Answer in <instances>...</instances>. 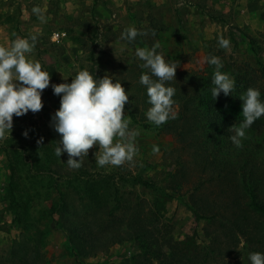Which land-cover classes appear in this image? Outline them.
Segmentation results:
<instances>
[{
	"label": "rangeland",
	"instance_id": "1",
	"mask_svg": "<svg viewBox=\"0 0 264 264\" xmlns=\"http://www.w3.org/2000/svg\"><path fill=\"white\" fill-rule=\"evenodd\" d=\"M0 26L8 45L35 36L26 58L51 74L42 109L13 115L11 133L0 137V264H132L144 258V243L156 251L152 256L181 251L194 264H249V253H264L257 235L233 244L184 203L198 194L213 199L221 187L173 133L137 124L123 110L129 131L137 133L132 159L98 166L94 153L103 149L94 145L74 169L66 152L56 155L60 134L51 126L60 106L51 84L70 83L82 69L98 77L120 76L125 66L150 74L138 48L155 47L177 67L167 82L175 94L182 71H216L210 56L220 59L222 73L240 66L254 74L264 65V0H0ZM128 27L145 34L122 39ZM133 177L150 185L132 183ZM61 198L68 211L56 214Z\"/></svg>",
	"mask_w": 264,
	"mask_h": 264
},
{
	"label": "clouds",
	"instance_id": "2",
	"mask_svg": "<svg viewBox=\"0 0 264 264\" xmlns=\"http://www.w3.org/2000/svg\"><path fill=\"white\" fill-rule=\"evenodd\" d=\"M39 12L38 8L33 9ZM135 27H128L121 33V38L133 41L137 35H144ZM36 37L17 38L10 47L0 46V137L10 132L13 127V115L19 117L29 111L36 113L43 107L42 92L50 85V75L42 70L41 64L26 58L35 46ZM221 47H227L229 41L218 38ZM136 55L144 62L143 68L149 73H142L140 83L146 87L148 103L151 107L146 112L147 119L155 125H161L174 119L173 111L175 88L167 82L175 79L176 66L166 62L155 47L138 48ZM207 63L216 66L213 73L211 94L216 99L221 92L232 94L235 82L222 67L216 56L207 58ZM152 77H156L153 79ZM71 82L51 84L53 93L60 97V106L51 117V126L60 134L57 156L67 153L69 167L78 169L82 165V155L94 145L103 149L95 162L103 167L106 164L121 165L131 160L135 148L134 137L137 133L129 131L128 123L123 119V110L128 101V94L120 81L105 74L93 75L82 69L71 77ZM259 89L249 87L239 98L242 101L243 120L239 125H232L228 132L230 141L241 146L245 130L264 116V100L260 99ZM27 136V132L24 133ZM118 138V139H116ZM43 138H41L42 141ZM115 140V142H114ZM41 141H38L40 143ZM79 157V159H75ZM249 264H264V253L251 252Z\"/></svg>",
	"mask_w": 264,
	"mask_h": 264
},
{
	"label": "trees",
	"instance_id": "3",
	"mask_svg": "<svg viewBox=\"0 0 264 264\" xmlns=\"http://www.w3.org/2000/svg\"><path fill=\"white\" fill-rule=\"evenodd\" d=\"M250 51L256 54L252 38ZM134 69L129 66L122 67L120 76H116L113 81H120L129 95L124 110L130 120L176 135L194 155V160L202 172L210 176L209 181L221 187L219 194L213 199L198 194L190 202L184 203L199 220L214 226L233 244L241 235L247 237L251 233L264 242V116L245 130L240 147L230 141L228 132L233 124L239 125L243 120L242 101L239 98L242 93L253 87L259 89L260 99L264 100V65L258 63L259 71L253 70L254 74L249 73L246 70L248 68L243 69L240 66L225 67L229 78L235 82L234 90L227 96L221 92L216 99L211 94L214 86L211 82L212 71H182L180 74L184 80L179 93L172 98L177 107V111L173 108L176 117L161 125H155L146 117L151 105L148 103L146 87L140 83L143 72L136 73ZM92 74L94 75L93 71ZM44 158V163L49 164L50 154H45ZM57 173L61 175L60 171ZM58 177L57 179L60 178ZM131 182L150 185L137 177L131 178ZM66 209L67 204L61 198L56 205V214L68 211ZM78 230L75 225L72 234L76 238ZM70 240L72 242L73 237ZM72 243L77 247V242L73 240ZM143 246L144 258H133L132 264H155L154 260L159 264H194L190 258L182 257L181 251L178 254L155 253L152 256L156 252L152 250V246L148 243ZM212 253L208 249L206 256L210 257ZM155 256L157 257L154 258Z\"/></svg>",
	"mask_w": 264,
	"mask_h": 264
},
{
	"label": "crops",
	"instance_id": "4",
	"mask_svg": "<svg viewBox=\"0 0 264 264\" xmlns=\"http://www.w3.org/2000/svg\"><path fill=\"white\" fill-rule=\"evenodd\" d=\"M1 29V26H0ZM2 40V39H1ZM0 40V41H1ZM4 40H2V42H0V46H5V47H10L11 46V41H8L9 45L7 44L6 40L3 42Z\"/></svg>",
	"mask_w": 264,
	"mask_h": 264
},
{
	"label": "built area",
	"instance_id": "5",
	"mask_svg": "<svg viewBox=\"0 0 264 264\" xmlns=\"http://www.w3.org/2000/svg\"><path fill=\"white\" fill-rule=\"evenodd\" d=\"M56 37H59V34H56Z\"/></svg>",
	"mask_w": 264,
	"mask_h": 264
}]
</instances>
